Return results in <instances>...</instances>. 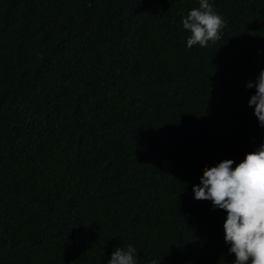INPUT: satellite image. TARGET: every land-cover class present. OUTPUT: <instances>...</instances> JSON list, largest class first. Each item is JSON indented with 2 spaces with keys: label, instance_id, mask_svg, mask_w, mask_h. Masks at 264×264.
Wrapping results in <instances>:
<instances>
[{
  "label": "trees",
  "instance_id": "1",
  "mask_svg": "<svg viewBox=\"0 0 264 264\" xmlns=\"http://www.w3.org/2000/svg\"><path fill=\"white\" fill-rule=\"evenodd\" d=\"M0 0V264H234L203 170L264 144V0Z\"/></svg>",
  "mask_w": 264,
  "mask_h": 264
},
{
  "label": "clouds",
  "instance_id": "2",
  "mask_svg": "<svg viewBox=\"0 0 264 264\" xmlns=\"http://www.w3.org/2000/svg\"><path fill=\"white\" fill-rule=\"evenodd\" d=\"M185 30L191 35L187 47H205L209 41L221 39V31L226 21L214 11L209 0H199V7L193 8L182 20ZM255 95L249 100L254 107L259 126L264 128V70H261L255 83ZM236 162L225 160L218 165L205 168L200 184L193 187L198 201H211L214 208L226 212L223 224L224 240L229 245V254H234V264H264V144L246 154L235 167ZM136 248L117 247L107 264H137ZM152 264H158L153 260Z\"/></svg>",
  "mask_w": 264,
  "mask_h": 264
}]
</instances>
